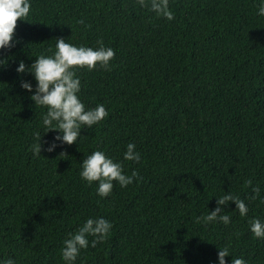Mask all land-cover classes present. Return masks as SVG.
I'll return each mask as SVG.
<instances>
[{
    "label": "trees",
    "instance_id": "obj_1",
    "mask_svg": "<svg viewBox=\"0 0 264 264\" xmlns=\"http://www.w3.org/2000/svg\"><path fill=\"white\" fill-rule=\"evenodd\" d=\"M0 264H264V0H0Z\"/></svg>",
    "mask_w": 264,
    "mask_h": 264
}]
</instances>
